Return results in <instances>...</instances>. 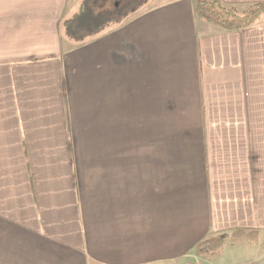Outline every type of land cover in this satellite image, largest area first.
Instances as JSON below:
<instances>
[{
	"label": "crops",
	"instance_id": "1",
	"mask_svg": "<svg viewBox=\"0 0 264 264\" xmlns=\"http://www.w3.org/2000/svg\"><path fill=\"white\" fill-rule=\"evenodd\" d=\"M81 2L0 0V264H183L264 237V14L224 30L155 0L84 36Z\"/></svg>",
	"mask_w": 264,
	"mask_h": 264
},
{
	"label": "rangeland",
	"instance_id": "2",
	"mask_svg": "<svg viewBox=\"0 0 264 264\" xmlns=\"http://www.w3.org/2000/svg\"><path fill=\"white\" fill-rule=\"evenodd\" d=\"M153 1L155 0H82L68 18V29L76 30L77 24L83 30L84 36L96 34L98 32L94 33V30L97 31L102 29V26H111L115 23L111 17L116 16L117 23L122 22L123 18ZM101 22H103L102 26H97L99 23L101 25ZM251 235L245 232V240ZM224 242L225 245H222L215 253H191L184 259L183 264H258L259 259L264 258V237L251 243L227 236Z\"/></svg>",
	"mask_w": 264,
	"mask_h": 264
},
{
	"label": "trees",
	"instance_id": "3",
	"mask_svg": "<svg viewBox=\"0 0 264 264\" xmlns=\"http://www.w3.org/2000/svg\"><path fill=\"white\" fill-rule=\"evenodd\" d=\"M195 9L199 17L219 25L224 30H239L252 25L264 14V1L256 2L240 10L235 6L224 5L219 0H197ZM227 236L237 240L246 238L244 231H235L230 235H217L200 242L194 252L215 253L217 249L225 245L224 240Z\"/></svg>",
	"mask_w": 264,
	"mask_h": 264
}]
</instances>
